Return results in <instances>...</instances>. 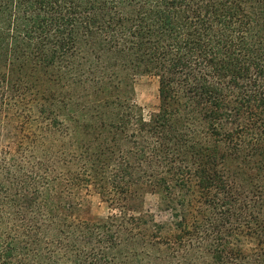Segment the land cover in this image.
Here are the masks:
<instances>
[{
  "label": "trees",
  "instance_id": "obj_1",
  "mask_svg": "<svg viewBox=\"0 0 264 264\" xmlns=\"http://www.w3.org/2000/svg\"><path fill=\"white\" fill-rule=\"evenodd\" d=\"M0 264H264V0H0Z\"/></svg>",
  "mask_w": 264,
  "mask_h": 264
},
{
  "label": "rangeland",
  "instance_id": "obj_2",
  "mask_svg": "<svg viewBox=\"0 0 264 264\" xmlns=\"http://www.w3.org/2000/svg\"><path fill=\"white\" fill-rule=\"evenodd\" d=\"M126 98H121L123 105L121 113L132 111L131 105H134L140 114L143 115L144 121L149 122L151 116L157 113L159 108L158 96V80L150 75H141L136 78L135 84L131 88L125 87L121 89L120 94L125 93ZM119 94V95H120ZM115 97V94L113 95ZM73 120V117H72ZM86 118L85 121H88ZM84 121V122H85ZM133 129V128H132ZM134 130V129H133ZM128 141L132 142L127 149L134 150L136 142L134 137ZM29 157V152L25 155V159ZM73 196L77 198L79 210L78 216L82 219H88L95 222H102L107 219L111 213H116V209H111L109 205L101 198L93 187L81 188L73 191ZM161 196L159 193H147L144 196V208L146 211L155 215L157 221H166L170 218V214L160 209Z\"/></svg>",
  "mask_w": 264,
  "mask_h": 264
}]
</instances>
